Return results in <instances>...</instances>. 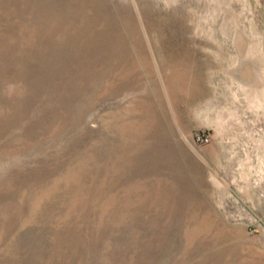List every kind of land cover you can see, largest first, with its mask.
Listing matches in <instances>:
<instances>
[{"label":"rangeland","instance_id":"374dc122","mask_svg":"<svg viewBox=\"0 0 264 264\" xmlns=\"http://www.w3.org/2000/svg\"><path fill=\"white\" fill-rule=\"evenodd\" d=\"M188 1L0 0V264H264V0Z\"/></svg>","mask_w":264,"mask_h":264},{"label":"built area","instance_id":"2783aa9c","mask_svg":"<svg viewBox=\"0 0 264 264\" xmlns=\"http://www.w3.org/2000/svg\"><path fill=\"white\" fill-rule=\"evenodd\" d=\"M194 140L198 144H207L210 140L209 135L207 133H196L194 136Z\"/></svg>","mask_w":264,"mask_h":264},{"label":"bare ground","instance_id":"6f19581e","mask_svg":"<svg viewBox=\"0 0 264 264\" xmlns=\"http://www.w3.org/2000/svg\"><path fill=\"white\" fill-rule=\"evenodd\" d=\"M186 2H188V4H190V2L188 1V0H186ZM193 3V2H192ZM178 12H182L183 13V15H182V17H184V19H186L187 18V21H188V18L190 17V18H193V17H191L192 16V13L191 12H186L185 13V11H183L182 10V8H179L178 9ZM190 15V16H189ZM183 19V20H184Z\"/></svg>","mask_w":264,"mask_h":264}]
</instances>
